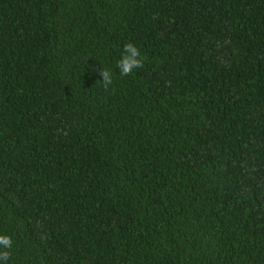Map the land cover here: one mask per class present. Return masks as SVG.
Listing matches in <instances>:
<instances>
[{
	"label": "trees",
	"instance_id": "trees-1",
	"mask_svg": "<svg viewBox=\"0 0 264 264\" xmlns=\"http://www.w3.org/2000/svg\"><path fill=\"white\" fill-rule=\"evenodd\" d=\"M0 233L6 264H264V0H0Z\"/></svg>",
	"mask_w": 264,
	"mask_h": 264
},
{
	"label": "clouds",
	"instance_id": "clouds-1",
	"mask_svg": "<svg viewBox=\"0 0 264 264\" xmlns=\"http://www.w3.org/2000/svg\"><path fill=\"white\" fill-rule=\"evenodd\" d=\"M144 55L139 47L134 43H127L123 47L120 58L116 61V67L121 76L132 74L135 69L142 67ZM102 81L108 85L113 82L112 72L109 69L103 68L100 72ZM15 244L11 235L0 233V264H6L9 259V251Z\"/></svg>",
	"mask_w": 264,
	"mask_h": 264
}]
</instances>
